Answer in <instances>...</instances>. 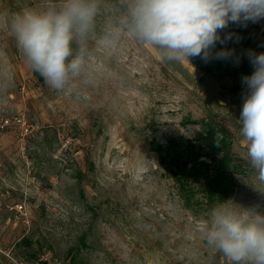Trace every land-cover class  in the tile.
<instances>
[{"label": "rangeland", "instance_id": "rangeland-1", "mask_svg": "<svg viewBox=\"0 0 264 264\" xmlns=\"http://www.w3.org/2000/svg\"><path fill=\"white\" fill-rule=\"evenodd\" d=\"M61 3L0 0V264H229L201 235L208 212L183 207L149 146L196 139L195 123L213 113L239 166L226 201L264 212L227 70L207 76L187 60L162 61L123 29L126 0H100L81 76L53 90L8 22Z\"/></svg>", "mask_w": 264, "mask_h": 264}, {"label": "clouds", "instance_id": "clouds-1", "mask_svg": "<svg viewBox=\"0 0 264 264\" xmlns=\"http://www.w3.org/2000/svg\"><path fill=\"white\" fill-rule=\"evenodd\" d=\"M100 0H62L59 6L25 8L13 13L8 27L29 67L56 91L70 89L87 59L86 43L95 28ZM264 19V0H126L122 27L138 41L156 48L165 62L200 57L226 59L231 50L213 49L231 36L229 24ZM117 29L105 33L114 44ZM254 71L244 76L247 87L240 113L246 159L264 183V52L252 54ZM222 136L216 134V145ZM203 239L229 264H264V212L232 201L214 205L200 222Z\"/></svg>", "mask_w": 264, "mask_h": 264}, {"label": "trees", "instance_id": "trees-1", "mask_svg": "<svg viewBox=\"0 0 264 264\" xmlns=\"http://www.w3.org/2000/svg\"><path fill=\"white\" fill-rule=\"evenodd\" d=\"M229 35L231 39L224 44L218 42L213 49V57L221 49L231 50L228 58H212L205 62L200 57H192L190 62L207 76L227 70L234 83L230 93L244 102L247 87L242 78L254 71L250 56L264 52V30L256 22L248 21L229 24L221 36ZM195 124L200 126L202 134L194 140L179 137L165 146L152 141L149 146L157 157L158 167L172 179L183 207L193 214H202L227 200L239 166L231 154L232 134L217 121L216 115L210 112ZM217 133L222 136L219 146L216 145Z\"/></svg>", "mask_w": 264, "mask_h": 264}]
</instances>
